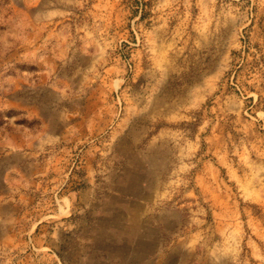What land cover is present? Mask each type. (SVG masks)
Here are the masks:
<instances>
[{
    "label": "rangeland",
    "instance_id": "374dc122",
    "mask_svg": "<svg viewBox=\"0 0 264 264\" xmlns=\"http://www.w3.org/2000/svg\"><path fill=\"white\" fill-rule=\"evenodd\" d=\"M0 264H264V0H0Z\"/></svg>",
    "mask_w": 264,
    "mask_h": 264
},
{
    "label": "crops",
    "instance_id": "0c3cea01",
    "mask_svg": "<svg viewBox=\"0 0 264 264\" xmlns=\"http://www.w3.org/2000/svg\"><path fill=\"white\" fill-rule=\"evenodd\" d=\"M98 112H100V114H101V122L95 123L93 125L94 127H103L104 128V127L114 126V124H115L114 119H115V117L117 115V110H115V107L112 106V107L109 108V114H108L109 117H108V119H105L104 111L98 110ZM106 113H108V112H106Z\"/></svg>",
    "mask_w": 264,
    "mask_h": 264
}]
</instances>
